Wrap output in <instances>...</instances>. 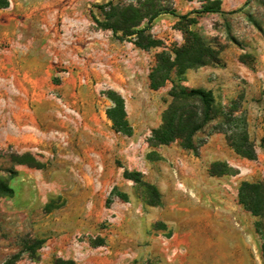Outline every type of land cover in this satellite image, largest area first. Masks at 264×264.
<instances>
[{"label": "rangeland", "instance_id": "1", "mask_svg": "<svg viewBox=\"0 0 264 264\" xmlns=\"http://www.w3.org/2000/svg\"><path fill=\"white\" fill-rule=\"evenodd\" d=\"M108 1L152 0H9L0 9V179L13 188L11 196H0V264H54L58 257L75 264H188L185 252L169 243L205 200L224 217L222 234H215L224 240L221 250L199 242L205 249L200 264H263L257 218L237 201L242 181L264 179L261 0H220L221 12L206 13L196 10L209 0L156 1L174 13L161 11L150 24L168 48L183 43L187 27L221 49V65L188 69L180 83L211 89L222 106L239 102L254 160L237 155L224 134L206 136L209 127L194 136L205 139L197 154L178 141L148 145L170 100L169 81L157 90L148 83L162 47L117 60L92 47L91 34L100 29L93 17L102 19L97 5ZM240 55H247L245 63ZM109 90L124 99L129 136L112 129ZM22 155L32 166L12 160ZM215 161L231 173L209 175ZM124 169L141 171L159 190L160 205H148ZM228 228L244 239L241 248L232 245Z\"/></svg>", "mask_w": 264, "mask_h": 264}, {"label": "trees", "instance_id": "2", "mask_svg": "<svg viewBox=\"0 0 264 264\" xmlns=\"http://www.w3.org/2000/svg\"><path fill=\"white\" fill-rule=\"evenodd\" d=\"M156 1L167 0L138 1L137 4L108 1L97 5L102 19L93 17L98 28L110 30L117 40H127L142 50L162 47V50L155 54V64L148 73V83L150 89L157 90L169 81L171 83L168 91L170 100L161 113L160 124L151 129L146 142L149 146L156 147L178 141L183 149L197 154L198 148L205 143V139L195 141L194 136L209 127L206 136L222 133L227 145L237 155L249 160L256 159L254 142L250 139L247 119L240 110L239 102L232 100L228 106H222L216 102L211 89L188 87L180 83L188 69L221 65V49L206 43L200 35L187 27L182 28L183 43L172 48L166 47L161 39L151 34L150 24L161 11L174 13V10L164 9L163 6L157 5ZM261 2L264 6V0ZM8 6L9 0H0V9ZM196 11L198 13L221 12L220 0H209ZM185 18L186 15L180 16V19ZM143 21L146 23L142 26ZM246 57L247 55H240L239 60L245 63ZM108 95L113 105L107 109L106 114L112 123V129L116 133L131 135L132 127L127 120L123 97L113 90H109ZM26 156H12V160L32 166L24 159ZM231 170L232 168L225 162L215 161L209 166L208 173L211 176H221L231 173ZM123 177L144 189V198L148 205H160L159 190L154 184L144 180L141 171L124 169ZM114 191L115 188L110 195H113ZM12 194L13 188L8 181L0 179V196ZM117 196L123 201L127 200L124 193H118ZM237 201L244 210L257 218L254 222V230L262 239L261 257L264 264V179L255 182L242 181L237 189ZM94 244L101 245L103 240ZM54 264H75V262L72 259L58 257Z\"/></svg>", "mask_w": 264, "mask_h": 264}, {"label": "crops", "instance_id": "3", "mask_svg": "<svg viewBox=\"0 0 264 264\" xmlns=\"http://www.w3.org/2000/svg\"><path fill=\"white\" fill-rule=\"evenodd\" d=\"M151 31L154 32V29ZM115 41L116 40L112 38V32L110 30L95 29L91 34L90 45L95 48L96 44H98L100 47L99 50L105 57L115 60L120 57L126 58L129 52L138 53V51L142 50L134 46L131 42L126 45H120L119 41L118 44H116ZM210 69L214 68L212 67ZM207 201L205 200V204L199 207L200 209H196L197 212L194 216L186 218V222H184V232L180 236L177 234L174 242L169 243L175 247V252H185L186 255L183 256V258L186 259L188 264H200L203 260L205 249L204 247L200 248L198 246L199 242L207 241L208 244L218 246V242L224 240L222 235L220 239L215 238L216 233L222 234L223 232L222 229L224 226L222 219L224 217L222 215H216L211 209H208V207L211 206L207 204ZM216 226H218V228ZM210 228H213L212 232L215 231L214 235H210ZM227 230H230V235L232 234L229 238L236 241V243H233L232 245L236 248H241V245L245 244L244 239L231 228H228ZM183 246L187 248H183ZM216 249L221 250L219 246Z\"/></svg>", "mask_w": 264, "mask_h": 264}]
</instances>
